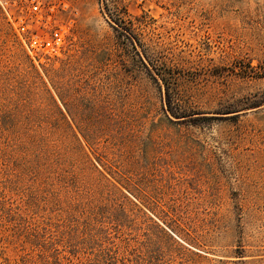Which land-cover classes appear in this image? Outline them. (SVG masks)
<instances>
[{"label": "rangeland", "instance_id": "rangeland-1", "mask_svg": "<svg viewBox=\"0 0 264 264\" xmlns=\"http://www.w3.org/2000/svg\"><path fill=\"white\" fill-rule=\"evenodd\" d=\"M0 264H264V0H0Z\"/></svg>", "mask_w": 264, "mask_h": 264}, {"label": "trees", "instance_id": "trees-1", "mask_svg": "<svg viewBox=\"0 0 264 264\" xmlns=\"http://www.w3.org/2000/svg\"><path fill=\"white\" fill-rule=\"evenodd\" d=\"M141 63H143L142 60ZM160 79L162 80V83L164 85V93L163 96L161 97H162V102L165 104V110L168 111L175 118L185 117L186 116L185 114L182 115V113L173 110L172 107L173 98L168 89V82L166 81L165 77H162ZM158 88H161L160 84H158ZM60 98L62 99L68 114L72 115L71 114L72 111L70 109L72 96L68 94H64L63 96H60ZM89 146L92 147L91 145ZM91 166L97 170V172L100 174L102 180L106 183L110 191H113L114 193L120 195L123 199L128 200L133 205H136V203L132 199L141 200V201L145 200L144 190L141 187L142 177L140 174L135 172L136 167L133 161L131 160V158H128L120 162L115 169H111V172L109 173L111 178H108L102 171H100L92 161H91ZM115 182H117L119 186H117ZM147 208L149 209V207Z\"/></svg>", "mask_w": 264, "mask_h": 264}]
</instances>
